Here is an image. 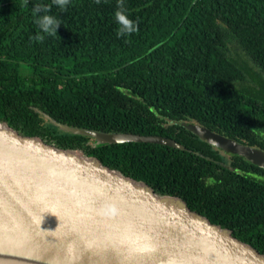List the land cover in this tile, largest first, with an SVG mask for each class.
Returning a JSON list of instances; mask_svg holds the SVG:
<instances>
[{
	"label": "trees",
	"instance_id": "16d2710c",
	"mask_svg": "<svg viewBox=\"0 0 264 264\" xmlns=\"http://www.w3.org/2000/svg\"><path fill=\"white\" fill-rule=\"evenodd\" d=\"M117 3L69 0L61 11L52 0H0V123L180 198L264 254V169L238 155L226 160L182 126L264 151V0H124L138 31L121 37ZM36 4L52 5L56 36L39 28ZM45 116L166 137L186 150L98 146Z\"/></svg>",
	"mask_w": 264,
	"mask_h": 264
},
{
	"label": "water",
	"instance_id": "95a60500",
	"mask_svg": "<svg viewBox=\"0 0 264 264\" xmlns=\"http://www.w3.org/2000/svg\"><path fill=\"white\" fill-rule=\"evenodd\" d=\"M98 146L161 136L105 133L63 125ZM214 148L264 169V151L182 123ZM0 264H264V254L190 211L183 200L0 123Z\"/></svg>",
	"mask_w": 264,
	"mask_h": 264
},
{
	"label": "clouds",
	"instance_id": "9594fccd",
	"mask_svg": "<svg viewBox=\"0 0 264 264\" xmlns=\"http://www.w3.org/2000/svg\"><path fill=\"white\" fill-rule=\"evenodd\" d=\"M97 2H99V0H97ZM68 4L69 0H52V5H55L61 11L66 10ZM52 5L36 4L32 12L33 16L37 17L36 23L39 25L41 31L44 34L56 36L61 21L55 15L50 14ZM115 20L119 25L117 31L118 37L124 36L125 34L131 35L133 32L138 31V24L128 18L127 10L124 7V0H118ZM44 38V35L39 33L34 37L37 42H42Z\"/></svg>",
	"mask_w": 264,
	"mask_h": 264
},
{
	"label": "flooded vegetation",
	"instance_id": "af4514ba",
	"mask_svg": "<svg viewBox=\"0 0 264 264\" xmlns=\"http://www.w3.org/2000/svg\"><path fill=\"white\" fill-rule=\"evenodd\" d=\"M223 153V156H225V158H226V160H229L230 161V154H226V153H224V152H222Z\"/></svg>",
	"mask_w": 264,
	"mask_h": 264
},
{
	"label": "rangeland",
	"instance_id": "374dc122",
	"mask_svg": "<svg viewBox=\"0 0 264 264\" xmlns=\"http://www.w3.org/2000/svg\"><path fill=\"white\" fill-rule=\"evenodd\" d=\"M79 153H81V152H79ZM82 154V153H81Z\"/></svg>",
	"mask_w": 264,
	"mask_h": 264
}]
</instances>
